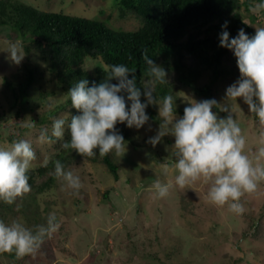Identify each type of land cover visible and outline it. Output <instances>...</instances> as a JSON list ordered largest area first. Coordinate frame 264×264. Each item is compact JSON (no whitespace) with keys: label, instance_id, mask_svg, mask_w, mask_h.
I'll list each match as a JSON object with an SVG mask.
<instances>
[{"label":"rangeland","instance_id":"1","mask_svg":"<svg viewBox=\"0 0 264 264\" xmlns=\"http://www.w3.org/2000/svg\"><path fill=\"white\" fill-rule=\"evenodd\" d=\"M18 1L45 11L101 20L116 30H136L141 25L134 15L122 14L119 0ZM259 2L238 9L256 30L264 27V11H252ZM10 41L25 45L9 26H0V146L30 140L37 156L32 163L34 167L59 147L55 137L50 142H39L41 130L47 129L51 136L54 119L68 121L71 107L59 109L42 121L47 112L66 101L68 92L61 88L40 53L28 42L29 51L24 48L27 54L20 64L14 63L6 51ZM25 64L36 66L39 72L31 90L32 100L18 114L17 106L10 107L11 95L5 78L21 80ZM97 65L106 68L99 57L87 56L82 63L89 72ZM239 76L236 71L220 78L213 86V98L231 105L246 138L245 152L254 159L264 146L261 143L264 125L242 98L237 99V104L225 97L226 88ZM174 98L178 117L184 114L191 99H204L184 86L175 92ZM151 106L158 113V106ZM219 115L224 117L228 113ZM159 126L160 123L149 119L141 129L130 128L138 144L125 142L126 152L118 156L121 166L117 180L101 164L78 157L65 167L81 178L78 191L56 176L48 191L20 197L11 211L0 213V220L5 223L19 222L34 232L47 226L50 214L55 213L58 221L56 230L45 236L34 254L17 257L2 252L0 264H264V182L256 191L244 194L241 199L245 212L239 215L227 205L210 202L207 195L210 183L202 179L183 189L173 186L166 197H158L154 182L159 179L162 183H174L178 174L174 167V137L166 135L155 146L148 142Z\"/></svg>","mask_w":264,"mask_h":264},{"label":"clouds","instance_id":"2","mask_svg":"<svg viewBox=\"0 0 264 264\" xmlns=\"http://www.w3.org/2000/svg\"><path fill=\"white\" fill-rule=\"evenodd\" d=\"M252 11H264V0L255 4ZM221 28L220 46L233 51L240 72L226 88V100L237 103V99L242 98L249 111L264 125V27L257 28L252 36L241 28L235 37L228 31V21ZM6 51L16 64L27 54L21 41H10ZM142 58L148 65L150 77L143 86L138 85L135 70L126 64L111 65L99 83L93 81L90 85L87 78L78 80L68 91L71 105L78 113L72 115L70 121L54 119L51 136L47 129H42L39 142H50L53 137L63 139L67 124L70 139L63 142L64 149L75 150L83 157L124 155L127 144L117 124L141 129L150 119L146 109L157 105L160 126L148 142L155 146L166 135L174 137V167L178 174L174 183L157 179L153 185L155 194L164 198L173 186L183 189L202 179L210 183L207 193L210 202L227 205L233 213L243 214L245 207L241 198L245 193L256 191L264 182V146L258 149L254 159L250 158L245 152L246 138L231 105L221 104L215 98L191 99L184 114L178 117L174 96L167 94L158 99L156 95V85L169 82L164 67L158 65L146 49ZM113 79L117 82L113 83ZM214 108L217 111H213ZM220 112L228 115L221 117ZM261 143L264 144V139ZM36 158L33 144L27 139L17 140L10 147L0 146V201L13 204L30 191L29 171ZM54 165L55 175L63 178L71 189L81 188L78 175L66 170L60 160H55ZM57 227L55 213L50 214L47 226H40L37 232L19 222L8 224L0 220V253L14 252L17 257L34 254L45 236Z\"/></svg>","mask_w":264,"mask_h":264},{"label":"trees","instance_id":"3","mask_svg":"<svg viewBox=\"0 0 264 264\" xmlns=\"http://www.w3.org/2000/svg\"><path fill=\"white\" fill-rule=\"evenodd\" d=\"M253 1L260 0H119L122 14L134 15L141 25L136 30H116L101 20L45 11L18 0H0V26L7 25L14 30L25 41V50L29 51L31 45L40 53L65 92L81 78H87L90 85L93 81L101 82L113 64H126L134 69L138 85L143 86L150 78L148 65L142 58L146 49L152 59L164 67L169 81L156 85L158 99L167 94L174 96L181 86L210 99L213 86L220 78L239 71L233 51L220 46L221 26L228 21L232 37L241 28L249 36L255 35L257 30L238 12L243 5L249 8ZM87 56L99 57L106 68L97 65L93 72L87 71L82 67ZM24 68L21 80L14 82L5 78L6 89L11 95L10 107L17 106L18 114L22 106L32 100L31 90L39 72L34 65L25 64ZM112 82L117 81L113 79ZM45 95L41 93L42 97ZM67 107H71V116L78 113L68 96L63 104L47 112L42 121L47 115ZM146 111L150 120L160 123L161 118L151 105ZM116 127L124 135L125 142L138 144L126 124L118 123ZM68 139L70 134L66 127L63 139H58L56 151L43 163L31 167V188L22 197L48 191L54 186L55 160L66 167L71 160L83 157L75 150L62 147ZM84 158L101 164L115 180L118 179L121 164L114 153ZM0 210L4 215L12 210V204L0 201ZM254 225L256 228V223ZM10 254L15 255L14 252Z\"/></svg>","mask_w":264,"mask_h":264}]
</instances>
